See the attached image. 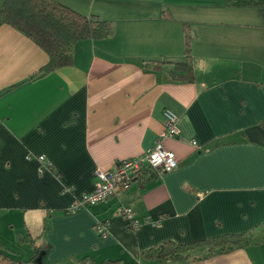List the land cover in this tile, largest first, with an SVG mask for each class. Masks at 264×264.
Masks as SVG:
<instances>
[{"label": "crops", "instance_id": "obj_1", "mask_svg": "<svg viewBox=\"0 0 264 264\" xmlns=\"http://www.w3.org/2000/svg\"><path fill=\"white\" fill-rule=\"evenodd\" d=\"M56 1L112 22L115 33L80 41L72 66L40 75L48 55L0 21V222L8 229L0 250L14 248L9 261L148 264L140 253L156 245L264 225V9L228 0ZM188 35L195 80L176 81L170 71L185 60ZM167 110L181 141L161 138ZM159 142L176 154L174 170L148 172L126 194L67 212L99 172ZM28 155L46 156L53 169L41 174ZM123 203L137 230L119 214ZM164 264H264V245Z\"/></svg>", "mask_w": 264, "mask_h": 264}, {"label": "trees", "instance_id": "obj_2", "mask_svg": "<svg viewBox=\"0 0 264 264\" xmlns=\"http://www.w3.org/2000/svg\"><path fill=\"white\" fill-rule=\"evenodd\" d=\"M228 6L233 8L262 7L264 9V0H228ZM0 21L26 35L48 55L49 61L40 70V75H47L72 66L75 46L80 41L105 39L115 33V26L112 22L102 20L96 15H83L56 0H5L0 9ZM144 67L147 68L148 63H145ZM170 75L176 81L193 82L195 80L190 35L186 40L185 60L173 63ZM151 171L159 173L156 170L148 172ZM147 174L148 177L150 173ZM128 230L131 228L128 227ZM254 245H264V225L249 233L228 234L192 244L165 242L142 251L139 259L148 264H164L172 260L195 262ZM199 248H206L209 255L197 257L195 251ZM62 264L94 263L89 257H84L74 258L72 262Z\"/></svg>", "mask_w": 264, "mask_h": 264}, {"label": "built area", "instance_id": "obj_3", "mask_svg": "<svg viewBox=\"0 0 264 264\" xmlns=\"http://www.w3.org/2000/svg\"><path fill=\"white\" fill-rule=\"evenodd\" d=\"M164 130L161 134L162 139L182 140L181 132L178 128V117L172 111H165ZM193 145H196L193 142ZM28 160H37L38 169L41 174L53 169L52 162L44 155H28ZM178 165L176 154L169 151L162 143H158L149 152L142 156L119 161L109 172L98 173V183L92 192L86 193L77 198L67 212L75 213L83 208L92 207L107 202L110 198L118 194L130 192L132 186L144 178L149 170H156L164 173L174 170ZM119 214L128 222L131 230H137L140 226L135 219V210L132 206L122 204L119 207ZM97 231L103 238L107 237V224H98Z\"/></svg>", "mask_w": 264, "mask_h": 264}, {"label": "rangeland", "instance_id": "obj_4", "mask_svg": "<svg viewBox=\"0 0 264 264\" xmlns=\"http://www.w3.org/2000/svg\"><path fill=\"white\" fill-rule=\"evenodd\" d=\"M130 206H132V205H130ZM0 230L8 232L7 227L1 222H0ZM2 239L7 243L8 246H10V244H13L12 241L5 234H2ZM6 253H7V255H9V254L10 255H17V253H14V248H9V250H3V249L0 250V264H20V263H14V262L9 261V256H6L5 255ZM15 261H17V260H15Z\"/></svg>", "mask_w": 264, "mask_h": 264}]
</instances>
